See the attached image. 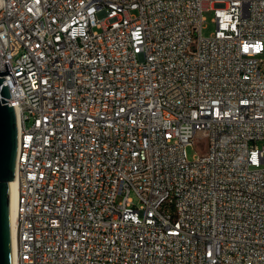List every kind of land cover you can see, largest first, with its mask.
<instances>
[{"label": "built area", "instance_id": "built-area-1", "mask_svg": "<svg viewBox=\"0 0 264 264\" xmlns=\"http://www.w3.org/2000/svg\"><path fill=\"white\" fill-rule=\"evenodd\" d=\"M263 55L264 0H0L18 264H264Z\"/></svg>", "mask_w": 264, "mask_h": 264}, {"label": "water", "instance_id": "water-1", "mask_svg": "<svg viewBox=\"0 0 264 264\" xmlns=\"http://www.w3.org/2000/svg\"><path fill=\"white\" fill-rule=\"evenodd\" d=\"M11 74L8 62L0 75ZM18 147L16 111L8 85L0 76V264L12 263L10 183L15 178Z\"/></svg>", "mask_w": 264, "mask_h": 264}, {"label": "bare ground", "instance_id": "bare-ground-1", "mask_svg": "<svg viewBox=\"0 0 264 264\" xmlns=\"http://www.w3.org/2000/svg\"><path fill=\"white\" fill-rule=\"evenodd\" d=\"M17 124L19 121L18 113L16 112ZM17 181L15 178L10 183V215H11V237H12V263L18 264L17 260V245H16V217H17V198L18 192L16 187Z\"/></svg>", "mask_w": 264, "mask_h": 264}, {"label": "rangeland", "instance_id": "rangeland-1", "mask_svg": "<svg viewBox=\"0 0 264 264\" xmlns=\"http://www.w3.org/2000/svg\"><path fill=\"white\" fill-rule=\"evenodd\" d=\"M205 22H204V28L202 30L203 36H210L212 32L215 30L216 25L214 22V13L212 11L205 12ZM264 58V55H263ZM201 144H195L194 146H189L187 149L188 157L190 160L195 158L197 156V153L200 151ZM135 202H138L137 196L133 193L132 194Z\"/></svg>", "mask_w": 264, "mask_h": 264}]
</instances>
